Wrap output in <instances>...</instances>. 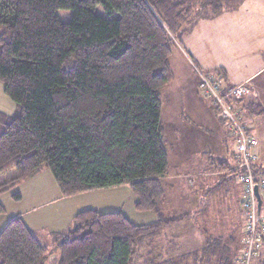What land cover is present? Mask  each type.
Here are the masks:
<instances>
[{
    "label": "trees",
    "instance_id": "16d2710c",
    "mask_svg": "<svg viewBox=\"0 0 264 264\" xmlns=\"http://www.w3.org/2000/svg\"><path fill=\"white\" fill-rule=\"evenodd\" d=\"M238 1L0 0V81L16 106L10 115L0 111V174L15 168L0 181V195L48 169L62 196L127 184L136 209L157 216L143 225L120 210L84 209L48 244L18 215L0 230V264H46L55 248L58 264H133L142 250L151 264H180L199 249L190 240L200 236L205 246L209 230L194 226L198 206L180 217L163 215L161 178L169 161L160 93L174 79L170 57L177 42L198 19ZM212 73L205 75L222 90L233 87L225 73ZM253 96L227 102L257 142L249 118L264 113V105ZM217 117L234 146L226 120ZM259 153L257 142L254 174L264 177ZM227 159L218 162L236 177L234 160L228 165ZM230 232L220 259L243 250L244 233ZM248 264H264V240Z\"/></svg>",
    "mask_w": 264,
    "mask_h": 264
},
{
    "label": "crops",
    "instance_id": "0c3cea01",
    "mask_svg": "<svg viewBox=\"0 0 264 264\" xmlns=\"http://www.w3.org/2000/svg\"><path fill=\"white\" fill-rule=\"evenodd\" d=\"M237 3L236 7L225 8L209 19H198L188 33L181 38V42L177 43L176 49L183 62L190 65L195 72L193 75L195 91L199 90L201 68L206 72L205 74L225 73L226 83L230 85L247 83L255 100L264 105V0H240ZM206 109L209 111L208 105ZM0 111L10 115L12 110L7 111L0 107ZM209 112L211 113V110ZM252 118L249 119L257 140ZM182 119L180 116L178 119H171L175 126L183 125L180 134L164 130L166 140L168 136H171L174 142H180L183 152L179 157H185L189 161L182 162V170L179 173L171 172L168 162V174L161 178L165 193L161 204L163 215L180 217L182 213H193L197 206L201 209L199 215L204 212L203 209L211 194L210 189L219 185L223 189L219 198L227 207L226 213L232 214L227 230L234 231L237 226L236 221L243 219L239 201L242 189L235 173H230L229 169L225 171L224 165L218 162L228 158V165H230L234 160V146L228 138L226 128L219 131L209 129L207 131L209 135L219 133V142L214 139L213 145L209 144L204 153L200 150V158H189L185 155L186 145L183 143L189 131ZM220 144L225 146L221 150ZM260 149L263 148L259 143L261 156L263 153ZM167 158L169 161L168 155ZM127 186L122 184L62 196L53 175L48 169H43L40 173L0 195V202L4 207V213L0 215V230L9 219L19 215L23 222L36 234L39 233V238L43 239L54 231L65 230L73 216L84 209L94 208L102 212L120 210L127 216L121 204L116 201L122 189L127 191L129 188ZM17 192H19L18 200L13 198V194ZM101 194H105L110 200L106 199V202L97 204V197ZM9 206H12V209L9 210ZM147 212H139L136 209V216L142 218L139 224L147 225L157 221L154 212ZM199 221H203L201 217ZM183 225L186 230L190 228L185 223ZM240 242L243 243V238ZM163 255L166 256L165 253Z\"/></svg>",
    "mask_w": 264,
    "mask_h": 264
},
{
    "label": "rangeland",
    "instance_id": "374dc122",
    "mask_svg": "<svg viewBox=\"0 0 264 264\" xmlns=\"http://www.w3.org/2000/svg\"><path fill=\"white\" fill-rule=\"evenodd\" d=\"M98 9V8H97ZM99 11H101L99 9ZM179 43V42H177ZM172 55L170 57V64L172 67L174 79L165 85L164 89L160 93V99L162 102V114H161V123H163L164 130L167 132H172L173 134L177 133L180 134L183 129V125H177L175 126L174 122L171 119H178V116L182 117V122L187 124V131H189V134L183 141L184 145H186V152L185 155L187 157H196L200 158L201 153L200 150L204 153L206 147H209V144L213 145L214 139L219 142L220 137L219 133L216 132V135H209L208 130H221L225 129L226 124H223L217 117L218 111L215 112V109L213 108L212 101L208 99L207 97H204V95L199 91H195L194 88V70L193 68L184 63L180 53L177 51L176 47L172 49ZM200 72L205 74L204 70L200 68ZM208 105L209 111L211 110V113L206 109V106ZM212 105V108H211ZM0 107L7 109H11V113H14L16 110L15 103L10 99V97L4 93L3 91V83L0 81ZM264 114L260 115V117H253V124L254 129L256 130L257 135V141L262 146V150L260 149L261 153L264 154ZM213 119V120H212ZM193 127V128H192ZM255 133V132H254ZM227 143L230 145L228 139L226 138ZM169 141V142H168ZM166 149H167V155L169 158L170 163V169L173 173H179L182 169V162L184 160L189 161L188 159L180 158L179 155L181 152V145L180 142L176 143L172 140L171 136H168V139H165ZM225 146L220 144L219 149H223ZM180 148V149H179ZM202 153V154H203ZM15 174V168H10L6 170L4 173L0 174V181H3L7 178H10ZM129 187V186H127ZM129 189V190H128ZM222 187L219 185H216L215 187H212L210 189V196L207 199L206 205L204 207V212L200 213L199 216L197 215L198 221H195L194 226H196V230L203 231V230H209V238H207L204 242L205 246H202V241L204 238H201L198 236L197 238H194L191 241V247L194 249V246L196 245V248H199L195 253H190L185 260L182 261L180 264H241V261H239L237 258L241 256V251H238L236 255H231L232 257H235V259L230 260L227 259V253H225L224 259L223 254L220 252L222 251L220 248L224 246L226 239H228L227 233L231 230H227L229 221H231V213L227 212V207H225V203L223 205V201L220 200L219 196L221 195ZM128 191V192H127ZM126 190H121L119 192V196L116 199L118 203L121 204L122 210L125 211L127 216L132 219V221L136 220L139 223L141 222L142 218L137 217L136 207L134 206L135 199L137 196L132 193L130 188H127ZM130 191V192H129ZM131 193V194H130ZM188 195V194H187ZM110 200L107 198L105 194L99 195L97 197V204L106 202L107 200ZM183 199V198H182ZM186 200V196L184 197ZM223 205V206H222ZM225 207V208H224ZM12 209V206H9V210ZM139 211V210H137ZM146 213V211H139ZM148 213V212H147ZM1 215V214H0ZM200 217L201 219L206 222V224L200 223ZM242 219V218H241ZM197 222L200 223V225H196ZM236 229L234 230L235 236L239 234V232L242 233V228H244L243 219H238L236 221ZM194 231V229H191ZM187 231V230H186ZM183 232L184 234L186 233ZM190 233V232H189ZM48 234V233H47ZM39 238V233L36 234ZM47 238L40 239L39 241L41 243H48L50 244L52 241V234H48ZM220 237V238H218ZM218 238V240H217ZM200 239V241H199ZM216 239V243L214 241ZM237 238H234V242H236ZM221 240V242L219 241ZM201 243V245L199 244ZM207 243H209L208 246ZM188 245L186 244L185 247ZM204 247V248H203ZM52 254L48 258L46 264H58L59 261V250L57 248L52 249ZM185 250V249H184ZM188 252V250H186ZM211 251V252H210ZM197 253V254H196ZM147 252L145 250L138 251V255L135 256L133 260V264H151V262L145 261ZM233 254V253H232ZM220 260V262H219ZM226 260V261H225ZM160 264H164L162 261L157 262ZM172 264H179V262H174L172 260Z\"/></svg>",
    "mask_w": 264,
    "mask_h": 264
},
{
    "label": "built area",
    "instance_id": "2783aa9c",
    "mask_svg": "<svg viewBox=\"0 0 264 264\" xmlns=\"http://www.w3.org/2000/svg\"><path fill=\"white\" fill-rule=\"evenodd\" d=\"M200 74V92L212 101L220 118L226 120L229 135L234 139V163L238 183L241 185V213L243 217V250L241 264H248L263 246L264 240V177L254 174V163L258 159L257 142L249 125L239 110L227 102L247 95L252 91L247 83H236L228 90H222L221 83L205 74Z\"/></svg>",
    "mask_w": 264,
    "mask_h": 264
},
{
    "label": "bare ground",
    "instance_id": "6f19581e",
    "mask_svg": "<svg viewBox=\"0 0 264 264\" xmlns=\"http://www.w3.org/2000/svg\"><path fill=\"white\" fill-rule=\"evenodd\" d=\"M225 145H226V144H225ZM227 148H228V147H227ZM221 162H222V161H221ZM228 162H229V161H228ZM228 162H227V163H228ZM232 172H233V171H232ZM234 179H235V178H234Z\"/></svg>",
    "mask_w": 264,
    "mask_h": 264
}]
</instances>
